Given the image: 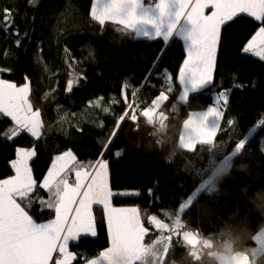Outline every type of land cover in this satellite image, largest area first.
Returning a JSON list of instances; mask_svg holds the SVG:
<instances>
[{"label":"trees","instance_id":"trees-1","mask_svg":"<svg viewBox=\"0 0 264 264\" xmlns=\"http://www.w3.org/2000/svg\"><path fill=\"white\" fill-rule=\"evenodd\" d=\"M92 3L93 0H37L32 5L30 0H0V9L13 10L21 33L29 31L21 48L15 46V37L6 38L0 32V67L11 69L0 74V78L19 85L24 83L26 75L29 77L30 99L41 110L44 123V135L39 141L26 133L11 141L0 138V179L14 175L10 162L18 147L35 145L37 155L30 161V167L38 182L42 181L53 156L68 149L74 151L80 162L95 161L102 143L107 141L124 113L122 93L130 97L132 88L140 86L151 71L153 75L148 84L156 87L144 86L139 95L150 105L159 91L166 88L156 78L166 69L173 76V91L157 113L167 118L164 130H159L154 123L149 125L142 117L135 123L126 118L105 153L112 191L139 193L114 195L112 205L138 207L146 223L151 215L166 219L167 214L198 189L182 214L183 220H178L181 232L197 231L202 240L212 241L216 251L227 253L223 248L229 244L233 251L227 254L247 251L249 260L264 264L263 252L251 253L257 245L254 238L264 227V214L258 210L259 205H264V124L257 127L264 119V60L241 51L260 22L240 14L222 27L214 77L217 85L231 89L229 103L220 121L215 145L197 144L193 152L178 147L183 124L190 113L207 109L209 95L214 90L207 86L191 93L186 101L179 100L181 88L177 76L185 59L182 41L174 37L165 46L160 39H136L109 22L100 26L91 19ZM37 45L40 63L34 59ZM164 47L167 51L153 70L152 62ZM70 73L86 78L69 93L65 89ZM236 84L242 87H235ZM101 97L102 105L110 109L108 113L90 106L91 101ZM229 120L234 121L231 127L227 124ZM11 124L7 117L0 119V132ZM240 140L245 142L244 148L231 156ZM118 150L122 155L116 157L114 153ZM214 151L215 157L211 158ZM228 156L231 159L223 166ZM229 165L230 173L214 189H202L214 172ZM149 189H152L151 196ZM37 191L44 199L48 198L42 190ZM187 205L185 200L184 206ZM30 214L38 222H46L55 215L53 210L41 211L38 203H33ZM93 215L97 235L82 236L78 243L70 244V251L78 254L84 251V258L78 255L75 264L83 263L85 258H95L109 247L103 208L94 207ZM151 235L159 236V233L149 227L144 244L151 243L155 237ZM189 251L181 241L169 243L167 255L164 254L160 264H214L204 252L194 261Z\"/></svg>","mask_w":264,"mask_h":264},{"label":"snow or ice","instance_id":"snow-or-ice-1","mask_svg":"<svg viewBox=\"0 0 264 264\" xmlns=\"http://www.w3.org/2000/svg\"><path fill=\"white\" fill-rule=\"evenodd\" d=\"M30 3L35 5L37 0H30ZM240 14L260 22L258 30L242 47V54H251L264 60V0H93L90 9L91 19L100 26L110 22L119 26L121 32L160 39L165 46L173 37L184 41L186 58L177 76L182 86L179 100L183 101L193 91L211 86L214 99L212 105L207 107L205 119H222L225 115L222 108L229 103L231 89L216 84L214 69L222 27ZM0 32L6 38L15 37L17 48H21L23 41L29 37L28 30L21 33L13 10L7 7L0 9ZM64 51L71 55L67 48ZM166 51V47L158 50L152 62L153 70ZM4 55L7 57L8 53ZM34 59L37 63L41 62L39 45ZM44 68L48 70L46 64ZM10 71V68L0 67V74ZM161 73L156 78L161 79L166 88L159 91L150 105L142 101L139 95L144 86L156 87L148 84L153 75L151 71L140 86L132 88L130 97L122 93L124 113L116 121V127L107 141L102 143L100 155L95 161L80 162L74 151L68 149L55 156L47 174L38 182L33 177L29 163L37 155L35 145L16 149L15 159L10 162L14 175L0 179V264H73L81 254L70 251V243H78L82 236L97 235L94 205L103 207L110 246L100 252L96 259L85 258L84 264H137V258L144 251L143 242L149 234V227L144 225L138 207L117 208L112 205L114 195L139 193L112 191L109 160L105 158V153L109 151L126 118L135 123L148 114L150 106L159 107L168 101V94L173 91V76L166 69H162ZM69 76L65 89L69 93L79 85L81 79L86 78L72 73ZM125 84H128L127 80ZM30 85L27 75L24 83L19 85L0 78V119L7 117L12 122L9 128L0 132V138L11 141L25 133L35 141L43 138L42 113L31 102ZM234 86L242 87L239 84ZM102 101L103 97L98 98L91 101L90 106L108 113L110 109L104 107ZM233 123L232 120L227 122L230 127ZM261 124H264V119L259 121L257 127ZM78 130L82 131V128L78 127ZM198 134L205 137L201 141L203 143L216 142L217 135L214 130L207 129L206 123L204 128L198 130ZM207 137H211V141ZM244 146L243 140L238 141L235 152L241 151ZM190 150L195 152L197 149L194 147ZM114 155L119 157L122 152L118 150ZM73 173L74 179H71ZM37 190L45 192L48 198L41 197ZM149 195H152V189H149ZM185 200L190 206L191 200L183 199L175 211L167 214L166 219L158 218L157 215L147 217L148 225L159 235L168 233L170 243H179L182 239L195 243L194 233L184 232L181 235L182 229L176 224L177 215L183 220ZM33 203L40 204L41 211L53 210L54 218L38 222L30 214Z\"/></svg>","mask_w":264,"mask_h":264},{"label":"rangeland","instance_id":"rangeland-1","mask_svg":"<svg viewBox=\"0 0 264 264\" xmlns=\"http://www.w3.org/2000/svg\"><path fill=\"white\" fill-rule=\"evenodd\" d=\"M248 17V16H247ZM250 18V17H249ZM180 85V84H179ZM207 87V86H206ZM180 88H181V91H180V94H179V97H180V95L182 94V86L180 85ZM202 89H204V88H202ZM202 89H200V90H202ZM193 92H196V91H193ZM192 92V93H193ZM122 97H123V95H122ZM187 98H188V96H185V98H184V100L183 101H186L187 100ZM182 101V102H183ZM164 104H162L161 106H159V107H157V106H154V105H152V107L153 108H151V107H149V110H148V114L145 116L146 118H147V122L146 123H148L149 125H151V123H152V120L154 119V117H155V115H156V121L158 122V123H160V121L162 122V119H161V115L159 116L158 114H157V111L158 110H160L161 108H162V106H163ZM200 113V112H199ZM205 116H206V114H204L203 113V121H204V123L202 124V126H200L199 125V123H198V121L199 122H201V120H200V117H198V115H196V113L194 112V113H190V115H189V118L185 121V123H184V125H183V134L181 135V137H180V141H182V142H184V143H186V145L185 144H183V143H181V146H185L189 151H191L190 149L191 148H194L195 147V145H197V144H203L202 142H200V141H202L201 139L202 138H205V137H203V136H200L199 134H198V130L199 129H201V128H204L205 127V123H206V126H207V129H209V130H214V132H215V134L216 135H218L219 134V132H220V128H219V125H220V121H221V119H219V118H217V117H212V118H207V119H205ZM198 123V128H196V124ZM153 124V123H152ZM189 138H191V139H189ZM207 139L210 141L211 140V137H207ZM205 145L206 144H210V145H212V146H214L215 145V143H204ZM181 146H179L178 145V147L179 148H181V149H183ZM216 153V151H214L213 152V154H210V156H211V158H213V157H215V154ZM236 152L235 151H233L232 152V154H231V156H233L234 154H235ZM230 156V157H231ZM231 158H229V156L228 157H226V159L224 160V162H223V166L224 165H228V163H229V160H230ZM51 163V162H50ZM84 163V162H83ZM50 165V164H49ZM211 188V189H214V187H216V185H214L212 182H211V180H210V182L209 181H207V182H205L203 185H202V189H206V188ZM194 194L190 197V200L192 201L193 199H194V197L197 195V192H198V189H195L194 191ZM128 193H130V192H128ZM191 204V203H190ZM189 207V205H187V206H184V208L182 209V211L184 212V210L186 209V208H188ZM128 208H131V206L130 207H128ZM143 215V214H142ZM105 217V216H104ZM142 218H143V223H144V225L146 226V227H150L151 228V226H149L148 225V223L146 222L145 223V215H143L142 216ZM179 216L177 215V217H176V224L179 226V228H181L182 229V226H181V224H179ZM105 221H106V219H105ZM107 224V223H106ZM262 229H264V227L262 228ZM261 229V230H262ZM260 230V232H259V234H257L256 236H255V242L257 243V245H256V249L255 250H253V251H251V253H253L254 255H257V254H259L260 252H263L264 253V231H261ZM109 236V235H108ZM152 237L153 236H155V237H153L152 238V241H151V243H153L154 241H156V244L153 246V249H151L147 254V256L146 257H150V256H152V255H154L155 257H156V260H155V262L154 263H152V264H159L158 262H159V256H160V254L161 253H163L162 254V256L164 255V253H166L165 251L168 249V245H169V243H170V241H169V239H168V235H166V234H162V235H151ZM146 238V237H145ZM144 242H145V240H144ZM150 244V243H149ZM228 246H229V244L227 245V247L224 249L223 248V250L224 251H226L227 253H228V251H227V248H228ZM197 251V255H199V256H202L201 254H202V252H204V253H206L203 249H201V248H196V249H194V250H191V251H189V253L191 254H194L195 252ZM195 255V254H194ZM164 257V256H163ZM246 257H247V262H248V264H249V257L246 255ZM200 259V257H193V260L194 261H196L197 262V260H199ZM160 262H161V260H160ZM142 264H148L147 263V259L145 260H143V262H142ZM151 264V263H150Z\"/></svg>","mask_w":264,"mask_h":264},{"label":"water","instance_id":"water-1","mask_svg":"<svg viewBox=\"0 0 264 264\" xmlns=\"http://www.w3.org/2000/svg\"><path fill=\"white\" fill-rule=\"evenodd\" d=\"M30 97H31V93H30ZM153 229L154 228H152V230ZM185 232H191V231H185ZM183 233L184 232H181L180 234L183 235ZM191 233H193V232H191ZM164 234L168 235V233H164ZM193 238L195 240V243H191V242L185 241L183 239L181 240V242L184 245H187L191 249H196V248L200 247L201 249H203L206 252V255H207L206 257L209 258L210 260H212L214 264H221V262L223 260H226L227 258H231L233 256V254H227V253L219 251V250H217V251L214 250V244L212 243V241L209 239L202 240L200 237V234H198L197 231L194 233ZM211 253H217V255L213 256V255H211ZM233 264H243V263H241L240 260L235 259L233 261Z\"/></svg>","mask_w":264,"mask_h":264},{"label":"crops","instance_id":"crops-1","mask_svg":"<svg viewBox=\"0 0 264 264\" xmlns=\"http://www.w3.org/2000/svg\"><path fill=\"white\" fill-rule=\"evenodd\" d=\"M206 14H207V10H206ZM243 15H245V16H247L246 14H243ZM249 17V16H248ZM250 18H252V17H250ZM253 19V18H252ZM110 23V22H109ZM112 24V23H111ZM151 31V30H150ZM134 35V37L136 38V39H149V38H146V37H143V36H140V37H136L135 36V34H133ZM174 38V37H173ZM176 38H178V37H176ZM179 39V38H178ZM149 40H153V39H149ZM182 41V40H181ZM182 43H183V45H184V49H185V43H184V41H182ZM247 55H251V54H247ZM251 56H253V57H255V58H258V57H256V56H254V55H251ZM185 58H186V51H185ZM177 82L179 83V81H178V79H177ZM206 111H207V109L206 110H204V111H202V112H196V115H198V117H200V120H201V122H199L198 121V123H199V125L200 126H202V124L204 123V121H203V113L204 114H206ZM212 118V117H211ZM198 123L196 124V128H198ZM184 125V124H183ZM183 134V127H182V130H181V135ZM181 137V136H180ZM205 138H202L201 140L203 141ZM211 141V140H210ZM181 143H183V144H185L186 145V143H184V142H182V141H180ZM201 142V141H200ZM181 143H179L178 145L179 146H181ZM203 143V142H202ZM210 143V142H209ZM204 144V143H203ZM187 146V145H186ZM183 149H187L185 146H181ZM16 156V155H15ZM56 156V155H55ZM55 156H53V158H52V160H51V163H50V165H49V167H48V170H49V168H50V166H51V164H52V162H53V160H54V158H55ZM15 159V158H14ZM30 163V162H29ZM48 170L46 171V173L44 174V176L47 174V172H48ZM14 171V170H13ZM43 176V177H44ZM71 179H74V173L71 175ZM43 180V179H42ZM96 206H98V205H94L93 206V208L94 207H96ZM100 206V205H99ZM102 207V206H101ZM103 208V207H102ZM120 208H127V207H120ZM104 212V211H103ZM106 228H107V224H106ZM107 231H108V229H107ZM108 238H109V236H108ZM74 243V242H73ZM144 243V242H143ZM71 244V243H70ZM156 244V241H154L153 243H150V244H144V251L141 253V255H140V257H138L137 258V262H143V260L145 259H147V263L148 264H152V263H154L155 262V260H156V257L154 256V255H152V256H150V257H146L148 254V252L151 250V249H153V246ZM109 246H110V243H109ZM102 252V251H101ZM166 252V251H165ZM162 254L163 253H161V256H159V264L161 263L160 262V260H161V258H163V256H162ZM165 254V253H164ZM99 256V255H98ZM98 256H96L95 258H92V259H96ZM82 258H84V257H82ZM91 260V259H90ZM75 262L76 261H74L73 262V264H75ZM156 263V262H155ZM81 264H84V262L83 263H81Z\"/></svg>","mask_w":264,"mask_h":264},{"label":"clouds","instance_id":"clouds-1","mask_svg":"<svg viewBox=\"0 0 264 264\" xmlns=\"http://www.w3.org/2000/svg\"><path fill=\"white\" fill-rule=\"evenodd\" d=\"M236 152V153H240ZM231 170V165H229L228 167L222 168L216 172L213 173V175L209 178L211 180V182L214 185H218L219 181L222 180L225 176H227L230 173ZM258 210L261 212V214H264V205H259L258 206ZM261 231H264V229H262ZM228 252H232L233 249L231 247V245L228 246L227 248ZM248 253L247 251L244 252H234L233 256L231 258H227L226 260H223L221 262V264H233V261L237 258H243L244 256H246ZM211 255L216 256L217 253H211ZM249 264H255V262L253 260H249Z\"/></svg>","mask_w":264,"mask_h":264},{"label":"built area","instance_id":"built-area-1","mask_svg":"<svg viewBox=\"0 0 264 264\" xmlns=\"http://www.w3.org/2000/svg\"><path fill=\"white\" fill-rule=\"evenodd\" d=\"M228 89H230V88H228ZM230 93H231V91L229 92V97H230ZM209 96H210V103H209V106H210V105H212V103H213V99H214V91L211 92ZM150 104H151V103H150ZM227 106H228V105H227ZM151 108H153V107L151 106ZM226 108H227V107L222 108V110L225 112ZM161 109H162V108H161ZM161 109H160V110H161ZM160 110H158V111H160ZM158 111H157V113H158ZM161 115H162V117H163L162 122L160 121V123H158V122L155 120V117H154V119L152 120V123L158 125V126H159V127H158L159 130L162 131V130H164V128H165V123H166V119H167V118H166V116H165L164 114L161 113ZM155 116H156V115H155ZM142 118H143L146 122L148 121L147 118H146L145 116L142 117ZM152 123H151V124H152ZM79 254H81L80 256L84 257V251H79ZM194 254H195V253H194ZM194 254H193V255H194ZM194 256L197 257V258L199 257V256L196 255V254H195Z\"/></svg>","mask_w":264,"mask_h":264},{"label":"bare ground","instance_id":"bare-ground-1","mask_svg":"<svg viewBox=\"0 0 264 264\" xmlns=\"http://www.w3.org/2000/svg\"><path fill=\"white\" fill-rule=\"evenodd\" d=\"M200 248V247H199ZM191 249V248H190ZM191 250H194V249H191ZM195 254L197 255V251L195 252ZM191 258H193V257H195L192 253L190 254H188ZM199 256V255H198ZM199 257H201V256H199ZM238 260H240L241 261V263H243V264H248V262H247V257L246 256H244L243 258H237Z\"/></svg>","mask_w":264,"mask_h":264}]
</instances>
